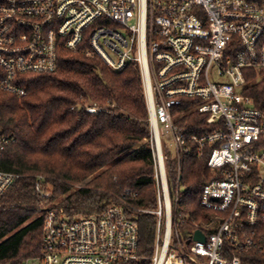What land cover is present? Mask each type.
<instances>
[{
    "label": "built area",
    "instance_id": "built-area-1",
    "mask_svg": "<svg viewBox=\"0 0 264 264\" xmlns=\"http://www.w3.org/2000/svg\"><path fill=\"white\" fill-rule=\"evenodd\" d=\"M86 31L89 56L115 71L130 63L141 69L157 206L136 212L156 219L154 252L139 249L128 204L75 216L53 203L42 212L41 254L20 264H244V255L264 254V110L245 93L251 72L264 81V0H0L2 88L23 97L19 75L56 71L59 50L77 52ZM189 112L207 115L209 130L185 133L178 121ZM13 142L0 136V205L21 179L3 168ZM190 155L208 157L217 179L202 193L206 219L184 239L181 170ZM175 159L173 189L166 165ZM44 181L36 194L50 199Z\"/></svg>",
    "mask_w": 264,
    "mask_h": 264
},
{
    "label": "trees",
    "instance_id": "trees-1",
    "mask_svg": "<svg viewBox=\"0 0 264 264\" xmlns=\"http://www.w3.org/2000/svg\"><path fill=\"white\" fill-rule=\"evenodd\" d=\"M77 52L59 50L57 70L49 74H22L16 80L23 97L2 88L0 68V136L14 140L3 158V168L21 176L0 205V264H20L41 254L43 210L56 203L67 213L84 216L116 204H128V215L141 234L139 249L154 252L156 219L136 210L156 208L157 187L151 126L140 66L130 63L110 69L98 55L89 56L90 35ZM249 76L247 95L264 110V81ZM182 110H189L184 100ZM97 108V113L86 110ZM207 115L189 114L178 121L182 130L208 131ZM178 161L166 168L170 186L178 180ZM181 226L190 238L195 223L206 219L201 197L206 184L217 179L208 157L182 159ZM40 176L52 198L36 194ZM49 188V189H48ZM130 193L127 194V191ZM244 264H264V254L242 257Z\"/></svg>",
    "mask_w": 264,
    "mask_h": 264
},
{
    "label": "water",
    "instance_id": "water-1",
    "mask_svg": "<svg viewBox=\"0 0 264 264\" xmlns=\"http://www.w3.org/2000/svg\"><path fill=\"white\" fill-rule=\"evenodd\" d=\"M194 239L195 240H198V241L205 242L206 241V236L202 232L196 231V234L194 236Z\"/></svg>",
    "mask_w": 264,
    "mask_h": 264
},
{
    "label": "rangeland",
    "instance_id": "rangeland-1",
    "mask_svg": "<svg viewBox=\"0 0 264 264\" xmlns=\"http://www.w3.org/2000/svg\"><path fill=\"white\" fill-rule=\"evenodd\" d=\"M172 155V154H171ZM49 189V188H48ZM48 191H51V190H48ZM43 210V209H42ZM184 247L187 249V251L189 250V248H188V245H187V243H186V241L184 240Z\"/></svg>",
    "mask_w": 264,
    "mask_h": 264
}]
</instances>
